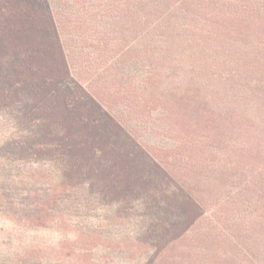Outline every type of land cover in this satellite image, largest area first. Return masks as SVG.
<instances>
[{
	"label": "trees",
	"instance_id": "1",
	"mask_svg": "<svg viewBox=\"0 0 264 264\" xmlns=\"http://www.w3.org/2000/svg\"><path fill=\"white\" fill-rule=\"evenodd\" d=\"M0 264H264V0H0Z\"/></svg>",
	"mask_w": 264,
	"mask_h": 264
}]
</instances>
